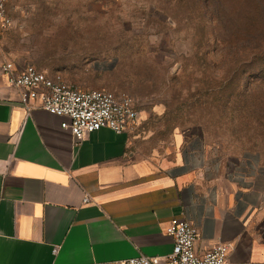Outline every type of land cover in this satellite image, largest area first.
I'll list each match as a JSON object with an SVG mask.
<instances>
[{
    "label": "crops",
    "instance_id": "0c3cea01",
    "mask_svg": "<svg viewBox=\"0 0 264 264\" xmlns=\"http://www.w3.org/2000/svg\"><path fill=\"white\" fill-rule=\"evenodd\" d=\"M6 7L10 15V0ZM6 33L0 40V264L168 256L174 240L166 230L174 218L198 230V254L224 244L226 264H264L259 154L232 164L211 155L200 138L180 136L171 155L148 159L134 152V132L109 129L78 144L62 128L65 119L41 108L27 115L8 87L1 72L11 61Z\"/></svg>",
    "mask_w": 264,
    "mask_h": 264
},
{
    "label": "rangeland",
    "instance_id": "374dc122",
    "mask_svg": "<svg viewBox=\"0 0 264 264\" xmlns=\"http://www.w3.org/2000/svg\"><path fill=\"white\" fill-rule=\"evenodd\" d=\"M10 60L138 101L148 159L200 138L264 161V0H10Z\"/></svg>",
    "mask_w": 264,
    "mask_h": 264
},
{
    "label": "built area",
    "instance_id": "2783aa9c",
    "mask_svg": "<svg viewBox=\"0 0 264 264\" xmlns=\"http://www.w3.org/2000/svg\"><path fill=\"white\" fill-rule=\"evenodd\" d=\"M8 0H0V40L13 25L7 11ZM1 72L10 89L20 95V103L27 115L41 108L53 116L63 118L62 128L69 130L76 142L102 129L116 134H130L139 126L138 101L130 95H117L107 90H83L67 83L61 76L51 77L34 65L18 68L6 62ZM83 203H91L86 195ZM166 233L174 240L172 254L164 257L136 258L117 264H226L230 246L220 244L204 254H198L195 244L198 230L188 221L174 218Z\"/></svg>",
    "mask_w": 264,
    "mask_h": 264
}]
</instances>
